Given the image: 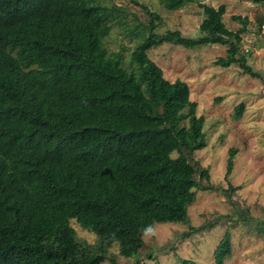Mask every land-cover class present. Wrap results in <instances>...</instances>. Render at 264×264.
<instances>
[{"label": "trees", "instance_id": "16d2710c", "mask_svg": "<svg viewBox=\"0 0 264 264\" xmlns=\"http://www.w3.org/2000/svg\"><path fill=\"white\" fill-rule=\"evenodd\" d=\"M158 1L168 10L198 2L200 34L161 32L162 17L131 0L147 19L126 62L104 45L112 24L126 15L118 4L0 0V264H121L110 246L125 257L138 255L155 224L188 222L196 190L223 191L237 206L231 197L240 187L213 184L209 169L191 158L206 138L188 84L166 79L147 51L163 42L225 45L215 64H238L264 84L240 46L248 19L232 15L241 26L230 30L224 4ZM243 110L236 106L234 117ZM234 155L229 149L226 178ZM245 218L251 219L248 212ZM71 219L98 243L79 241ZM206 226H191L187 234ZM231 254L225 231L214 264ZM128 264L142 263L137 257Z\"/></svg>", "mask_w": 264, "mask_h": 264}, {"label": "rangeland", "instance_id": "374dc122", "mask_svg": "<svg viewBox=\"0 0 264 264\" xmlns=\"http://www.w3.org/2000/svg\"><path fill=\"white\" fill-rule=\"evenodd\" d=\"M124 8L121 23L112 24L104 40L110 52L121 51L128 62L139 43V27L145 23V11L131 0H100ZM156 11L161 17L159 30H179L183 35L197 37L203 10L191 2L178 10H168L158 0H137ZM214 7L225 5L223 22L230 30L241 24L232 15L248 19L241 33V50L249 63L264 75V0H199ZM262 18L260 27L258 20ZM225 45L207 44L195 48L163 42L147 51L148 56L163 70L166 79L185 81L190 99L197 103L196 113L204 118L206 146L192 154L209 169L210 181L223 189L240 187L232 194V205L223 191L196 190L195 200L188 207V222L157 223L143 234L144 247L130 257L118 253V246L108 248L121 264L132 263L137 257L142 264H179L181 259H193L199 264H214L213 251L225 231L231 235L232 254L224 264H264V84L241 72L238 64L228 67L215 64L224 56ZM243 104L239 118L236 106ZM235 149L233 168L225 177L229 149ZM172 153V156H176ZM245 207L248 208L245 211ZM248 212L251 219H246ZM79 241L98 243L92 231L70 220ZM198 232L187 234L190 227L207 225ZM211 224V225H210ZM150 255V256H149ZM100 264H110L108 259Z\"/></svg>", "mask_w": 264, "mask_h": 264}]
</instances>
